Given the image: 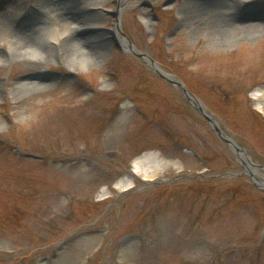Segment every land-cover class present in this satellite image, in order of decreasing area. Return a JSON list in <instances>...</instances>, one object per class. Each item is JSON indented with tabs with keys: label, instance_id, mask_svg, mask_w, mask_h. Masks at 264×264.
Instances as JSON below:
<instances>
[{
	"label": "rangeland",
	"instance_id": "obj_1",
	"mask_svg": "<svg viewBox=\"0 0 264 264\" xmlns=\"http://www.w3.org/2000/svg\"><path fill=\"white\" fill-rule=\"evenodd\" d=\"M30 1L11 9L14 28H52L25 14ZM83 1L98 14L77 37L100 34L83 45L98 57L0 63V264H264V104L252 98L264 88V26L253 28L264 0ZM236 7L250 30L213 34ZM15 35L0 34V56ZM143 156L152 177L133 171ZM126 177L128 192L115 187Z\"/></svg>",
	"mask_w": 264,
	"mask_h": 264
},
{
	"label": "bare ground",
	"instance_id": "obj_2",
	"mask_svg": "<svg viewBox=\"0 0 264 264\" xmlns=\"http://www.w3.org/2000/svg\"><path fill=\"white\" fill-rule=\"evenodd\" d=\"M7 1L9 2V8L4 11V13L0 14V34L3 31L14 30L16 35L10 40L7 55L4 57L0 56V63L8 61L12 56L22 58L28 57L37 61H43L47 59L52 52H54L53 54L60 55L61 59L65 62L74 59L81 64L84 63V61L80 59L81 57H98L99 52L93 54L88 53L83 46L92 37L83 40L77 37L78 31L85 28V26L82 25V20H86L88 17L93 18V16L98 14L97 12L89 14V12L94 10V5L90 2L87 3L83 0H31L29 8L25 14L27 15L29 14L28 12L31 11L37 15L46 16L48 20L53 19V23L51 24L52 28L49 27L48 21L43 20L33 26H23L15 29L12 25L13 22H11V17L15 16L16 13L11 11V9L18 5L20 0ZM242 1L247 2L248 0ZM229 17L230 19L220 18L214 20L211 32L217 34L221 38L227 39L233 35L240 34L243 31L250 30L251 26H243L234 20V17H243L238 13L237 7L235 12ZM263 26V24H258L253 26V28H262ZM42 37L45 45L41 43L40 38ZM93 38H96L97 40L102 39L100 34L95 35ZM120 42L122 45L129 48L128 43L123 40H120ZM46 45L50 46V51L45 50ZM70 67L75 66L71 65ZM17 84L26 90L35 88L44 89L46 87L43 84H34L28 79H20L17 81ZM252 98L259 104H264V88L257 89ZM258 106V109L264 113V105ZM232 143L236 144L234 141ZM239 154L244 158L243 155H245V153L240 152ZM147 161V156L139 158L134 164V173L144 178L152 177L153 175H151V172L153 171L150 172V167L147 168ZM133 185L134 183L132 182V179L126 177L117 183L115 187L121 191H126L131 189ZM262 185H264V183H262Z\"/></svg>",
	"mask_w": 264,
	"mask_h": 264
},
{
	"label": "water",
	"instance_id": "obj_3",
	"mask_svg": "<svg viewBox=\"0 0 264 264\" xmlns=\"http://www.w3.org/2000/svg\"><path fill=\"white\" fill-rule=\"evenodd\" d=\"M128 46H129L130 50L135 52L141 59L145 60L146 58H149L150 63H148V64L150 66H152L154 68V70L164 80L172 83L175 86H181L183 88V90L188 94V96L190 97L191 100L192 99H196L197 100V98L184 86V84L175 75L169 74V73L165 72L164 70H162L161 68H159L157 63L154 60H152L150 57H148L146 54H143L142 52H137L135 50V47L130 42L128 43ZM198 109L205 116V118L208 121V123L212 126V128L215 130L216 134L222 140H224L225 142L230 143L238 153L243 152V153L246 154L245 150L242 148V146H240V144H238V143L233 144L232 143L233 140L229 139L227 137V135L219 128L217 122L214 120V118H212V116H210L202 107H198ZM32 157L34 159H41V157H38V156H35V155H33ZM251 177H252V182L258 186V183H257L258 180L256 178H254L253 175Z\"/></svg>",
	"mask_w": 264,
	"mask_h": 264
},
{
	"label": "flooded vegetation",
	"instance_id": "obj_4",
	"mask_svg": "<svg viewBox=\"0 0 264 264\" xmlns=\"http://www.w3.org/2000/svg\"><path fill=\"white\" fill-rule=\"evenodd\" d=\"M244 156V162L247 163L246 165L248 166L249 164L248 163H252L247 156L243 155ZM243 159V158H242ZM248 159V160H247Z\"/></svg>",
	"mask_w": 264,
	"mask_h": 264
}]
</instances>
